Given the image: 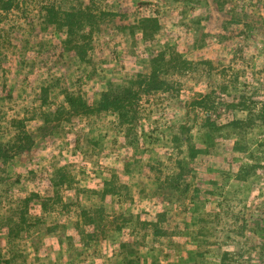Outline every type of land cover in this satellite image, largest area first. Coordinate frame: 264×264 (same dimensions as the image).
<instances>
[{"label": "rangeland", "instance_id": "obj_1", "mask_svg": "<svg viewBox=\"0 0 264 264\" xmlns=\"http://www.w3.org/2000/svg\"><path fill=\"white\" fill-rule=\"evenodd\" d=\"M4 1L0 143L33 142L0 156V264H264V0ZM80 3L84 59L45 16ZM127 86L124 122L94 108Z\"/></svg>", "mask_w": 264, "mask_h": 264}, {"label": "trees", "instance_id": "obj_2", "mask_svg": "<svg viewBox=\"0 0 264 264\" xmlns=\"http://www.w3.org/2000/svg\"><path fill=\"white\" fill-rule=\"evenodd\" d=\"M81 3L77 7H72L70 10H61L55 9L53 6L46 7L45 16L48 18L49 23H57L63 26L65 29L66 39L64 44L67 48L74 50L79 59H84L86 56L87 46L91 39V32L94 28V25L97 24V18L107 13L101 11L98 15H95L89 11H85L81 6ZM11 6L10 1L0 0V10H7ZM86 26L87 29H86ZM164 60V53L157 52L150 59V71L148 74L139 75L136 83L138 86V93H149L152 91L164 90L167 86V80L165 78V73L162 70ZM136 91L133 90V87L127 86L120 90H105L100 94V98L94 107L96 110H112L115 112L121 122H124L128 117V106L130 104V99L133 96H136ZM212 91L206 94H200L201 98L198 101H193V104L198 106L202 105V102L206 97L211 96ZM217 96L222 100L221 102L226 104V110L233 111L236 109H249L250 105H247L246 98L240 93L227 94L224 97L221 95ZM72 98V97H71ZM69 96L66 97L69 104H73ZM253 105V103H252ZM85 106V105H84ZM210 122V121H209ZM238 120H234L232 124H239ZM33 142L31 135L26 131L21 132L15 136L13 142H8L4 145L5 148H2L0 143V156H3L5 159L9 154H12L14 151L24 150L27 145ZM194 154V153H192ZM32 200H41L42 204L45 205L48 201V197H41L38 193H31L29 196L23 199L25 206ZM23 213V212H21ZM10 233V232H9Z\"/></svg>", "mask_w": 264, "mask_h": 264}]
</instances>
